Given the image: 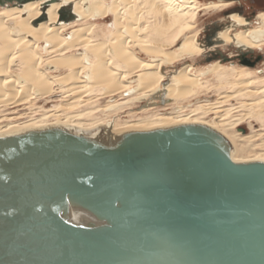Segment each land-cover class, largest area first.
<instances>
[{
    "label": "water",
    "instance_id": "95a60500",
    "mask_svg": "<svg viewBox=\"0 0 264 264\" xmlns=\"http://www.w3.org/2000/svg\"><path fill=\"white\" fill-rule=\"evenodd\" d=\"M36 1L61 2L0 6ZM58 14L78 17L72 3ZM231 149L197 123L108 141L61 125L0 135V264H264V160Z\"/></svg>",
    "mask_w": 264,
    "mask_h": 264
},
{
    "label": "bare ground",
    "instance_id": "6f19581e",
    "mask_svg": "<svg viewBox=\"0 0 264 264\" xmlns=\"http://www.w3.org/2000/svg\"><path fill=\"white\" fill-rule=\"evenodd\" d=\"M64 3H72L78 15L75 21L59 22L58 11ZM42 4L43 2L36 1L22 7L0 6V107L33 99V90L43 97L63 91L66 94L65 97L76 96L77 98L94 94L102 87H106L110 94H121L132 87L134 81L130 80H134L135 77H137L135 81L138 82L137 93L142 92L143 98L149 96L152 98L148 105H155L157 99H162L166 105L179 103L196 94L200 88H204L199 82V75L192 73L191 64L175 70L176 73L170 82L165 83L168 75L166 68L175 65L179 58L188 59L213 51L222 52V48L228 46L254 50L264 45V12H260L253 22H248L236 15L221 19L219 23L224 26V29L218 34L216 44L204 45L200 48L197 34L193 33L200 12L206 9H217L220 12L230 7L231 3L202 4L200 0H109V2L107 0H61L50 5L46 12L42 10ZM44 14L48 15V20L40 22L37 26L34 25L33 22L39 20ZM109 16L113 17L115 31L110 29L105 41L97 43L94 38L95 25L89 21L91 18ZM255 22L257 26L254 27ZM72 26L80 27L72 30L70 29ZM182 40L184 41L179 48L170 50ZM135 48L151 57V61L138 57ZM72 51L77 54L66 55ZM219 61L207 65L203 74L207 73L214 77L218 83L217 91L222 96L216 103L196 105L192 114L176 112V115H162V117L157 116L156 120H141L125 125H118L111 119L108 122H93L94 124L86 123L87 120L86 124H78L75 118L82 114L78 115L77 112L74 118L62 119L59 114L69 111L63 109L52 114L55 117L59 116L55 122L37 124L38 120L35 119L37 121L29 123L27 121L6 124L0 126V135L31 128L61 125L77 133L108 141L113 135L124 131L197 123L208 125L222 133L231 145V155L235 161L264 160V155L258 154L259 152L248 155L252 151V138L249 135L241 137L244 145L239 148L236 140L217 124L219 122H205L203 121L205 117L202 116L201 120L197 115L215 112L219 115L218 117L227 118L230 110L226 109L227 113L222 110L224 101L228 102L230 98L245 94L247 97L254 98L243 103L246 102L247 107L253 111L251 116L264 125V85L251 90L254 85L263 83L264 78L254 77L256 69L238 65L229 67L227 64H220ZM214 63L220 64L221 67L218 68ZM52 68L64 69L67 73L63 77L52 75L56 71ZM87 72H91L89 77L84 75ZM81 103L82 106L86 102ZM71 105L69 107L67 104L69 109ZM143 110L149 109L145 107ZM84 115H87V112ZM240 150L248 156H242ZM70 218L75 223L93 222L90 214L78 209L71 211Z\"/></svg>",
    "mask_w": 264,
    "mask_h": 264
},
{
    "label": "rangeland",
    "instance_id": "374dc122",
    "mask_svg": "<svg viewBox=\"0 0 264 264\" xmlns=\"http://www.w3.org/2000/svg\"><path fill=\"white\" fill-rule=\"evenodd\" d=\"M203 1L204 2L201 1L202 4H208L210 1H213V0H203ZM107 2H109V0H107ZM262 6H264V3H262ZM226 10L227 9L219 12V10H217V9H215V10L206 9V11L203 10L200 12L198 19L195 23L194 31H193V33L197 34V40L200 41L199 44L202 43L201 39L205 36L206 29H207L208 25L212 24L213 22H217V20L219 22L221 19H223V13ZM257 11H258V14L260 12H264V10H262V9H257ZM254 20H256V17L254 18ZM91 22L94 23L95 28H96L94 38H95V42L97 41V43H101V42L105 41L106 35L109 34L110 29L115 31L112 16H109L107 18H96V19L91 18L89 23H91ZM152 25H154V23H152ZM255 26H257L256 22H255L254 27ZM77 27L79 28L80 26H76V27L72 26V28H70V29L73 30V29H76ZM66 34H68V33H66ZM65 35H64V37H65ZM183 41L184 40L180 41L179 43L177 42L178 44L175 45L173 48H170V50L179 48V46L182 45ZM259 42H261V41H259ZM225 49L230 54H236L237 53V51H235L234 48H231V46H228L227 48H224V49L222 48V50H225ZM134 50L136 51L138 57H140L144 60L151 61V57H149L147 54L139 51V49H137V48H135ZM254 50L256 51L257 54H262L264 56V45H262L261 48H256ZM74 53H75V51H72V52H68L66 55L69 56V55H72ZM75 54H77V53H75ZM205 56H206V54L201 55V56H197V57L188 58V59L179 58L178 61L175 63V65L170 66V68L169 67L166 68L168 75H167V79L165 80V83H168V82H170V80L172 79L173 75L176 73L177 70L185 67L188 64H191L192 65V73H196V75H199V82H200V84H202L204 86V88H200L196 92V94L192 95L191 97H189L187 99L181 100L179 103H173V104L170 103V104L166 105L162 99H157L158 101L157 100L155 101L156 102L155 105L154 104L148 105L150 103V101H152L151 100L152 98H151V96L143 98L142 92L137 93L138 82L135 81V79L137 77H135L134 80H130V81H134V84H133L134 86L132 85V87L129 90L124 91L121 94L120 93L110 94V93H108L106 87H102L101 89L98 90V92L100 94L96 91V92H94V94H91L92 96L91 95H82L81 97H77V98H76V96H73V97L68 96V98H67V96L65 97V95H66L65 92L62 91V92H58L56 94L53 93L51 95H44V97H43V96L39 95L38 92H35L33 90L32 91L33 99L30 98V100H25L26 102L20 101L19 103L14 104V105H5L3 107H0V126H4L6 124H11V123H14V124L24 123L27 121L29 123V122H34L37 120H38L36 122L37 124H40V123L44 124V123H49V122L52 123V122L57 121L59 118V116L55 117L52 114L55 111H59V110H63V109L69 110V111H64V113L62 112L59 114L60 118H62V119L69 118V117H70V119L74 118L75 116H77L75 114L77 112H78L77 113L78 115L82 114V116L75 118V122L78 124H86V123L94 124V123H97V121L98 122H108L111 119L112 121H115L116 123H118V125H120V124L125 125L128 123L138 122L141 120H148V121L156 120L157 116L162 117V115L163 116H165V115L166 116L176 115V112L177 113L182 112L185 115L186 114H192L193 108L196 107V105H198L200 103H216V102H218L219 98L222 96L217 91L218 83L214 79V77L212 75L207 74V73L203 74L204 68L210 64L209 62H206ZM84 62L88 63V62H86V60H84ZM213 62H215V61H213ZM214 64H216V63H214ZM220 64H223V63L220 62ZM220 64H216L218 68L221 67ZM227 65H229V67H231L233 65H239V63H228ZM246 67H248V66H246ZM255 69H256V72H255L254 77L264 78V59ZM52 70H56V69L52 68ZM53 73L54 74H52V75H57L59 77H61V76L63 77L66 75L67 72L64 69H58ZM15 74H17V73L15 72ZM90 74H91V72H87L84 75L86 77H89ZM201 76H203V77H201ZM262 85H264V82L258 83V85L257 84L254 85L251 88V90H254L253 88H255V87L258 89V87L260 88ZM163 87H164V85L162 86V88ZM105 94H107V95H105ZM63 97H65V98H63ZM138 97H140V98H138ZM253 98L254 97L250 98V97L245 96V94H242V95H239V97L237 96L236 98L235 97L230 98L228 102L224 101V103L222 104V108L223 107L224 108L223 109L221 108V109L225 112H226V109L230 110L229 113L227 114L228 115L227 118L226 117L225 118L218 117L219 115H217L215 112H211V113L206 114V115H200V114H197V115L201 118V120L205 117L203 119V121H205V122H209V123L210 122L215 123V121H216V123L219 122L217 124L220 125V127L222 126V128L226 131V133L231 135L236 140V142L239 145V148H241V146L244 145V141L241 139V137L244 135H249L252 138L251 139V141H252L251 150L252 151H251V153H248V155L257 154V152H259L258 154H260V155H264V125L257 118H254L253 116H251L252 110H250V108H248L246 105L247 104L246 102H249L250 99H253ZM63 99H65L66 101H64ZM62 101H63V103H62ZM79 101H81L83 103L86 102V103L81 106L80 104H82V103ZM243 101H246V102L243 103ZM74 102L76 104H74ZM77 102L79 103V105ZM240 102H241V105H239ZM67 104L69 105V107H70V104H72L71 105L72 107L70 108L71 110L69 109ZM75 107H76V109H75ZM145 107H147L149 110H143V109H145ZM240 107L241 108L243 107V109H241ZM56 108H57V110H56ZM166 108H168V109H166ZM48 109H50V110H48ZM238 109H240V110H238ZM43 111H45V112H43ZM71 111H73L74 113ZM86 112H87V115H84L85 116L84 117L83 114H85ZM92 112H93V114H92ZM55 113H57V112H55ZM67 113H70V114L72 113L71 114L72 116L70 114H67ZM226 113H221V114L224 115ZM229 115L232 117H230ZM202 116H203V118H202ZM47 117L48 118L51 117V118L47 119ZM193 117H196V116H193ZM35 119H37V120H35ZM43 119H44V121H43ZM230 119H233V120L230 121ZM225 120H227V121H225ZM241 129H245L246 133L242 132ZM256 146H258V147H256ZM253 152H255V153H253ZM240 154L242 156H248L247 154H245L241 150H240Z\"/></svg>",
    "mask_w": 264,
    "mask_h": 264
},
{
    "label": "flooded vegetation",
    "instance_id": "af4514ba",
    "mask_svg": "<svg viewBox=\"0 0 264 264\" xmlns=\"http://www.w3.org/2000/svg\"><path fill=\"white\" fill-rule=\"evenodd\" d=\"M200 1L204 2L203 0ZM213 2H224L232 4L230 7L226 8L227 10L223 13V18H228L231 15H236L248 22L253 21L254 18L257 17V9L264 10V6H262L264 0H213L209 3ZM223 29L224 26L221 25L218 20L217 22L209 24L206 29L205 36L201 39L202 43L200 44V47H203L210 42H215L218 34ZM231 48H234L237 53L230 54L226 51V49L222 52L213 51L206 54V60L208 58H215L216 56H218V59L213 61L220 60L219 62L223 63L224 65L228 63H239L238 66H248L249 68L255 69L264 59V56L262 54H257L255 50H243L233 46H231Z\"/></svg>",
    "mask_w": 264,
    "mask_h": 264
}]
</instances>
